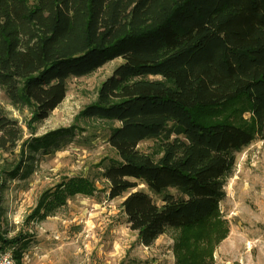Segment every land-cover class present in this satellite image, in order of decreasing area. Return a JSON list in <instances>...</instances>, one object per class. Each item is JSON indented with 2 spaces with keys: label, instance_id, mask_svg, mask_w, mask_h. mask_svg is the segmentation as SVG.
Instances as JSON below:
<instances>
[{
  "label": "trees",
  "instance_id": "1",
  "mask_svg": "<svg viewBox=\"0 0 264 264\" xmlns=\"http://www.w3.org/2000/svg\"><path fill=\"white\" fill-rule=\"evenodd\" d=\"M118 58L80 114L110 125L109 197L127 194L122 209L144 247L172 229L176 264H214L230 232L220 204L236 154L264 140V0H0V91L28 112L32 133L25 139L0 105L1 177L16 178L26 153L61 148L71 130L37 138L35 125L60 107L71 79ZM147 140L158 143L153 154L138 148ZM138 183L149 193L134 191ZM95 191L82 177L62 182L36 214ZM20 242L0 235V250Z\"/></svg>",
  "mask_w": 264,
  "mask_h": 264
},
{
  "label": "rangeland",
  "instance_id": "2",
  "mask_svg": "<svg viewBox=\"0 0 264 264\" xmlns=\"http://www.w3.org/2000/svg\"><path fill=\"white\" fill-rule=\"evenodd\" d=\"M122 63L118 58L87 77L71 79L60 107L35 125L37 138L71 130L60 134L61 148L49 153L44 148L30 153L28 148L22 172L16 178L0 176V235L5 240H21L8 248L14 258L15 252L21 253L18 264H176L173 247L180 231L167 229L150 248L140 244L122 209L127 194L111 199L102 176L105 166L116 159L107 143L110 125L80 117ZM0 105L20 121L25 139L31 138L26 126L28 112L20 113L9 105L2 90ZM157 145L155 140H147L138 148L153 154ZM236 155L235 172L226 182L220 204L230 232L216 248L214 264H264V140L254 141ZM76 177L94 183L96 191L91 197L77 195L63 206H44L36 214L45 194ZM140 190L149 193L138 183L134 191ZM150 195L161 205L158 197Z\"/></svg>",
  "mask_w": 264,
  "mask_h": 264
},
{
  "label": "built area",
  "instance_id": "3",
  "mask_svg": "<svg viewBox=\"0 0 264 264\" xmlns=\"http://www.w3.org/2000/svg\"><path fill=\"white\" fill-rule=\"evenodd\" d=\"M0 264H18L12 250H0Z\"/></svg>",
  "mask_w": 264,
  "mask_h": 264
}]
</instances>
